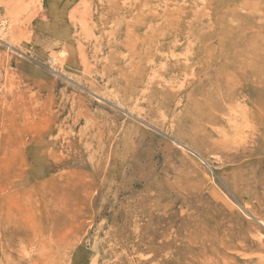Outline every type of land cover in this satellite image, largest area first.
<instances>
[{"label":"rangeland","instance_id":"obj_1","mask_svg":"<svg viewBox=\"0 0 264 264\" xmlns=\"http://www.w3.org/2000/svg\"><path fill=\"white\" fill-rule=\"evenodd\" d=\"M0 264H264V0H0Z\"/></svg>","mask_w":264,"mask_h":264}]
</instances>
